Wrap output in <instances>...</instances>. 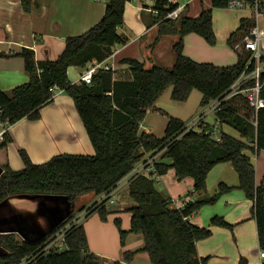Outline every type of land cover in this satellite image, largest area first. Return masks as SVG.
I'll return each instance as SVG.
<instances>
[{
    "label": "trees",
    "instance_id": "obj_1",
    "mask_svg": "<svg viewBox=\"0 0 264 264\" xmlns=\"http://www.w3.org/2000/svg\"><path fill=\"white\" fill-rule=\"evenodd\" d=\"M128 1L107 0L103 18L86 32L67 37L64 49L55 60L39 61L35 52L28 48L16 54L23 57L29 80L10 91H0V122L8 128L22 119L39 120L41 109L54 101L58 89L73 99L95 153H63L37 164L26 150L20 149L23 169L14 170L7 160L0 165L3 168L0 203L16 194L64 195L70 202L86 194L104 195L106 198L101 202L96 201L80 211H87L86 218L98 213L101 220L106 221L110 194L122 183H127L135 206L129 210V230H123L120 219L115 220L121 245L124 246L129 233H140L144 237L141 251L148 253L151 264H208L210 257L199 256L197 242L209 238L212 231L209 227L192 224L189 218L233 189L221 183L213 195L206 194L210 171L218 164L229 162L238 174L237 187L252 202L259 246L264 251V184H256L251 158V154L264 150V108L258 111L254 125L244 111L249 107L243 98L226 101L216 113L218 124L221 129L223 125L235 129L239 137L222 130L217 140L214 125L202 123L199 130H187L186 122L156 106L169 86H172L171 98L180 102H185L192 91H200L203 107L224 96L243 70L246 52H239L234 46L253 24L252 20L240 18L238 29L227 39L237 53L235 64L220 66L198 62L184 54L185 36L196 33L209 44H215L212 10L226 8L227 0H211L212 7L203 8L199 16L183 13L177 20L167 18V14L176 8L171 0H155V14L149 27L158 25L159 37L178 35L173 46V66L145 68L141 61L125 58L121 61L128 66L129 76L125 79L115 78L114 70L99 69L91 84L72 83L69 67L85 68L94 60L103 62L113 54L116 44L127 43L128 37L119 34L118 28L124 25ZM261 1L264 5V0ZM22 2L28 11L31 0ZM262 95L264 97V90ZM150 112L167 116L163 138L141 131ZM12 141L7 129L0 141V151L6 152ZM148 154L159 155L155 163L157 176L167 174L172 168L178 180L191 177L194 188L188 196L201 197L195 201L185 199L183 207L178 208L169 195L157 188L158 177L141 174L125 181L136 164ZM211 225L234 228L219 216L211 219ZM43 244L44 240H21L15 233L0 234V246L5 252L0 256V264H103L100 256L89 251L83 223L68 231L66 250L44 252ZM134 254L127 251L123 258L130 261Z\"/></svg>",
    "mask_w": 264,
    "mask_h": 264
},
{
    "label": "crops",
    "instance_id": "obj_2",
    "mask_svg": "<svg viewBox=\"0 0 264 264\" xmlns=\"http://www.w3.org/2000/svg\"><path fill=\"white\" fill-rule=\"evenodd\" d=\"M106 3L107 0H31L27 11L22 0H0V91H10L29 80L23 57L16 55L23 48L32 49L39 61L55 60L64 49L67 37L86 32L103 18ZM154 3L155 0L127 2L124 25L118 28V33L127 36L128 41L126 44H116L113 54L105 60L106 64L114 66L115 78L125 79L129 76L128 66L121 63L125 58H135L144 63L145 68L159 65L172 67L174 64L173 46L178 35L159 37L158 25L149 27L151 17L155 14ZM211 7V0H192L185 12L197 17L203 8ZM197 36L196 33L185 36V55L198 62H211L220 66L237 62V53L228 43L234 51L227 49L226 57L215 53L214 58H207L199 52L198 47L204 43ZM82 70L80 67H69L68 76L72 83L79 82ZM8 130L13 141L6 152L0 151V165L7 160L14 170L24 167L20 149L26 150L37 164L63 153H95L74 101L65 93H57L54 101L41 109L39 120L22 119L9 126ZM141 131L151 132L143 129L142 125ZM251 158L255 165L256 184H264V150L251 154ZM2 171L0 166V174ZM238 181V174L231 163L216 165L208 175L206 194L213 195L221 183L233 189L222 195L215 204L203 206L189 218L192 224L209 227L212 231L209 238L197 242L199 256L210 257L208 264L264 263V257L260 255L262 250L257 222L252 214V202L237 187ZM157 183L159 191H165L175 206L182 204L185 199L195 201L201 197L196 194L188 196L194 188L193 178L178 180L172 168L159 177ZM57 196L61 195L16 194L7 197L0 204L1 233L14 232L21 240L40 241L44 235L48 236L79 213L82 207L90 206L76 207L73 203L77 199L70 202L68 199L59 200ZM99 197L96 196L94 202ZM113 199L114 202L106 204V221L95 213L82 222L89 251L100 256L103 264H113L114 261L120 264H151L148 253L141 251L144 246L142 234L129 233L124 246L120 243V232L115 220L120 219L123 230H129V210L135 206L129 196L127 183L119 186ZM68 202L72 203L71 207ZM215 216L223 217L234 228L212 226L211 219ZM127 251L135 252L130 261L123 258ZM4 254L0 247V256Z\"/></svg>",
    "mask_w": 264,
    "mask_h": 264
},
{
    "label": "built area",
    "instance_id": "obj_3",
    "mask_svg": "<svg viewBox=\"0 0 264 264\" xmlns=\"http://www.w3.org/2000/svg\"><path fill=\"white\" fill-rule=\"evenodd\" d=\"M180 3V0H171L176 8L167 14V18L171 20L179 19L183 13H186L189 2ZM226 8L233 11H240L248 13V16L243 17L252 20L253 24L245 31L241 40L234 46L236 50L241 52L244 50L246 55L244 58V67L239 77L232 83L224 96L210 101L204 106L203 112L195 118L193 121L186 124L187 130H199L202 123H207V117L213 113H216L221 109L222 105L235 97L243 98L252 112L251 121L254 125L257 122V113L260 109L264 108V97L262 92L264 90V5L261 0H227ZM80 73L79 82H85L91 84L93 75L99 69L114 70L113 65L106 64L105 61L98 62L96 60L89 63L85 68H82ZM57 93H63L61 90L56 89ZM216 122L219 123L216 118ZM5 123L0 122V141L3 140L5 131L7 130ZM219 140V136L215 137ZM159 155L153 156L148 154L145 156L125 178L128 181L132 176L135 175H156L155 163L158 160ZM124 181V182H125ZM115 192L111 193L109 202H114ZM106 196H100L98 201L101 202ZM184 203L179 204L178 208L183 207ZM175 206V205H174ZM87 215V211H80L72 218L61 224L55 231L44 239L43 251H64L67 249L66 237L68 231L74 225L81 224ZM261 257H264V251L260 253Z\"/></svg>",
    "mask_w": 264,
    "mask_h": 264
},
{
    "label": "rangeland",
    "instance_id": "obj_4",
    "mask_svg": "<svg viewBox=\"0 0 264 264\" xmlns=\"http://www.w3.org/2000/svg\"><path fill=\"white\" fill-rule=\"evenodd\" d=\"M187 1L188 0H180V3L182 4ZM246 16H248V13L243 12V11L237 12V11L230 10L228 8H213L212 20H213V30L216 35V43L213 45L209 44L202 36L200 35L197 36L204 43L202 46L198 47L199 52L204 54V56H207V58H214L216 54L219 56L225 55L226 57L227 49L234 51L227 44L226 38L231 31L233 32L238 29L239 19L242 17H246ZM213 53L214 54L216 53V54L212 55ZM159 66H164V65H159ZM165 67H168V66H165ZM171 92H172V86H169L162 93V95L156 102V106L162 109L164 112L168 113L170 116L179 118L183 120L184 122H186V124H188L189 122L193 121L203 112L204 107L201 106L202 93L200 91L198 90L192 91L189 98L185 102L173 100L171 98ZM243 105L244 104L240 103V106L243 107ZM244 111H246L249 118H251L252 112L248 108ZM206 121L207 123L214 125L216 127L215 128L216 136H219L221 131L223 130L224 132H228L229 134L235 137H239V133L235 129L231 128L230 126L223 125L221 129L219 124L216 122V115L213 113H211L207 117ZM167 123H168V118L165 114H161L158 112H152L146 117V119H144L142 123V128L151 130L150 133H153L159 138H163L165 136V129H166ZM158 184L159 183H157V185ZM164 194H166L165 191H164ZM57 197H58L57 199L59 200L67 199L65 198L64 195L57 196ZM95 198H96V195L94 194L80 196L77 198L75 203H73V205L76 207H80L81 205L86 206L87 204L91 205L94 203ZM68 203L71 207L72 203L70 202ZM51 219L53 220L52 216H51Z\"/></svg>",
    "mask_w": 264,
    "mask_h": 264
},
{
    "label": "water",
    "instance_id": "obj_5",
    "mask_svg": "<svg viewBox=\"0 0 264 264\" xmlns=\"http://www.w3.org/2000/svg\"><path fill=\"white\" fill-rule=\"evenodd\" d=\"M3 172V171H2ZM2 172H1V174H2ZM1 174H0V176H1ZM29 196H34V195H29ZM65 198H67L68 199V197L67 196H65ZM1 204V203H0ZM53 231H51L50 233H49V235L52 233ZM9 233H14V232H9ZM0 234H4V233H1V231H0ZM48 235V236H49ZM47 236H43V239H41L40 241H43L45 238H46Z\"/></svg>",
    "mask_w": 264,
    "mask_h": 264
}]
</instances>
